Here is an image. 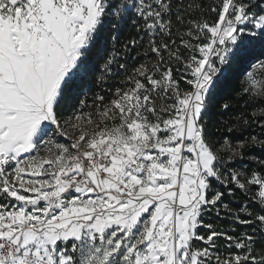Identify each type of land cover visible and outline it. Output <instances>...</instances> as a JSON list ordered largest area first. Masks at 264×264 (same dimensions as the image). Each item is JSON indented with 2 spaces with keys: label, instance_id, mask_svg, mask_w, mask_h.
Instances as JSON below:
<instances>
[{
  "label": "snow or ice",
  "instance_id": "1",
  "mask_svg": "<svg viewBox=\"0 0 264 264\" xmlns=\"http://www.w3.org/2000/svg\"><path fill=\"white\" fill-rule=\"evenodd\" d=\"M202 7L0 0V264H264V59L245 74L229 129L256 133L217 148L204 119L226 69L264 47V0H214V21L185 24ZM125 28L135 35L121 39ZM145 36L156 59L89 104L88 84L126 70L121 50ZM221 211L252 231L205 222Z\"/></svg>",
  "mask_w": 264,
  "mask_h": 264
},
{
  "label": "trees",
  "instance_id": "2",
  "mask_svg": "<svg viewBox=\"0 0 264 264\" xmlns=\"http://www.w3.org/2000/svg\"><path fill=\"white\" fill-rule=\"evenodd\" d=\"M202 3V10L195 11V12H186L184 14L185 24H187L188 20H196V19H206L209 23L216 19L214 13L208 11L209 7L214 3V0H175V3L181 5L182 7L187 6L191 3ZM180 15L181 13H176ZM173 22H175V17H173ZM183 31V29H181ZM130 35H135V30L130 28H125L122 30L121 39L129 37ZM143 35V34H141ZM139 39V37H136ZM160 39V37H158ZM163 39L167 40V37H163ZM147 41L148 37H144L143 43L131 50H121L120 58L118 63L126 64V70L118 69L116 66H113L112 72L108 74L105 81L100 84H92L89 83L88 87H90V91L88 92L87 99L88 103H92L93 93H102L105 95L106 100H110L112 98V93L115 91L117 87L123 86L124 77L132 71L133 68L137 67L142 63H149L151 60L156 59L154 54L148 53L145 54L147 49ZM177 43L179 40L177 39ZM105 49L107 45H104ZM99 45L97 49L93 50L92 58L96 64H103V53L98 52ZM182 54L187 56L189 54L188 50L181 48ZM252 57H255L253 59ZM259 59H264V47L260 45L258 42L251 55L245 57L239 63L233 65L229 69H226L227 75L224 77L223 82L221 83L220 87L217 90L215 102L212 104L210 111L205 114L204 119L208 122V131L211 133V139L217 141L216 147L219 148L220 145L223 143L225 138L230 140H234L237 138L242 139L243 136H248L251 134H255L256 130L253 128H248L244 133L243 136L240 135L239 132H229V129L233 127L234 123H236L237 117L241 114L244 110V103L245 100L240 99L237 93H243V87L246 86L245 84V74L251 70V64L255 63ZM118 73V74H117ZM176 78L179 79V73H175ZM256 79H264V77L257 75ZM182 86H183V82ZM247 99V96H245ZM229 104V108L224 110L222 108L223 104ZM90 109L85 108V111H89ZM252 112L251 108L247 109V114L250 116ZM257 156H264L259 151L256 152ZM227 157H225L226 159ZM245 163H248L251 166L250 162L245 159ZM229 167H233L234 169H239L240 165L236 163H230ZM215 186V182H214ZM257 191V188H251L250 193L248 196H245L239 192H237L236 197L232 198L233 203L230 205L231 208L238 209L241 202L247 203L248 198L251 195H254ZM227 200V198H226ZM232 217L226 216L224 211H221L219 216L212 214L210 216L205 217L206 223H212L217 230H229V234H232L231 229L235 228L236 231L239 232H251V228H246L243 225H236L232 224ZM205 229H200V234H204ZM225 241L223 238L216 241L217 246L220 248L222 253H225ZM202 247L203 245H198ZM233 251H235L233 249Z\"/></svg>",
  "mask_w": 264,
  "mask_h": 264
},
{
  "label": "rangeland",
  "instance_id": "3",
  "mask_svg": "<svg viewBox=\"0 0 264 264\" xmlns=\"http://www.w3.org/2000/svg\"><path fill=\"white\" fill-rule=\"evenodd\" d=\"M60 143H70V141L66 140L65 138H58Z\"/></svg>",
  "mask_w": 264,
  "mask_h": 264
}]
</instances>
